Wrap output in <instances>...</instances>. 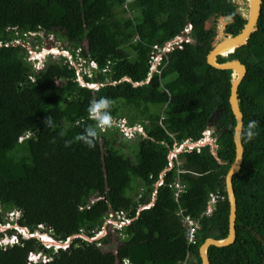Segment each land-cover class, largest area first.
<instances>
[{"label":"trees","instance_id":"1","mask_svg":"<svg viewBox=\"0 0 264 264\" xmlns=\"http://www.w3.org/2000/svg\"><path fill=\"white\" fill-rule=\"evenodd\" d=\"M230 1L0 0L1 43L7 41L6 28L39 27L75 59L78 51L95 64L90 76L82 75V86L62 57H47L36 71L25 40L19 47H0V226L8 223L5 214L18 213L11 223L32 235L22 239L14 229L6 231L18 241L0 246V264H183L187 255L186 264H200V245L207 238L226 237L224 177L234 159L235 123L228 104L229 73L206 63L213 33L204 30V23L227 16L233 23L226 32L238 34L244 20ZM188 23L193 43L163 57L151 72L152 56ZM35 39L34 46L42 44L39 36ZM230 60L247 70L238 89L243 161L232 178L235 242L209 247L207 257L209 264H263L264 0L247 45L217 58L218 63ZM100 97L113 101L114 124L98 127L89 149L75 136L86 124H95L87 108ZM47 116L54 128L43 124ZM120 119L128 128L141 124L146 137H125L116 126ZM212 121L215 148L182 152L178 167L167 170L173 146L199 141ZM251 121L255 127L249 138ZM175 182L184 189L176 201ZM212 192L222 193L224 201L204 216ZM178 209L198 221L192 246L186 244ZM117 217L127 223L115 227L118 244L106 251L112 232L93 238ZM36 232L64 247L46 248L33 237ZM29 254L45 262L29 263Z\"/></svg>","mask_w":264,"mask_h":264},{"label":"water","instance_id":"2","mask_svg":"<svg viewBox=\"0 0 264 264\" xmlns=\"http://www.w3.org/2000/svg\"><path fill=\"white\" fill-rule=\"evenodd\" d=\"M241 2L247 7L246 15L243 18L245 21L243 28L234 36L231 34H224L223 29L227 23H222L221 20L224 18L226 20V17L220 16V32L218 33V37L211 43V50L206 56V63L211 68L229 73L230 89L228 104L235 123L232 136L234 159L224 177V189L228 205L227 235L222 240L207 238L200 245L198 248L200 264H209L207 257V250L209 247H228L235 242L236 200L232 186V178L239 172L243 161V145L241 141L243 115L239 110L238 89L246 76L247 70L246 67L238 60L218 63L217 58H225L229 54H233L238 49L247 45L250 37L257 31V22L260 16L263 0H241ZM209 28L210 21H206L204 23V30H209Z\"/></svg>","mask_w":264,"mask_h":264},{"label":"clouds","instance_id":"3","mask_svg":"<svg viewBox=\"0 0 264 264\" xmlns=\"http://www.w3.org/2000/svg\"><path fill=\"white\" fill-rule=\"evenodd\" d=\"M188 24H190V23H188ZM190 27H192L191 24H190L189 28ZM7 29L8 28H6V30ZM19 30H21V29H19ZM21 31H23V33H24V36L23 37L26 39L25 41L28 44H30L31 47H32V44L27 40V36H29L28 38L33 43V42H36V39L35 38L38 37V36H35V34L36 33L43 32V31H40L39 30V27L37 28V31H25V30H21ZM205 31H208L209 32V30H205ZM7 32L9 33V30ZM191 33H192V30H187V36L185 34L177 35L178 37L175 36L171 41L167 42L165 44L166 45L165 50L167 51L166 55H169V54H172V53H175V52L182 51L183 48H184V45L183 44L193 43V39H192ZM49 35H52V34H49ZM49 35H45V36L47 37ZM179 36H180V38H179ZM19 42H20V40H18V42H16V43H9V44H7V41H5L4 43H1L0 42V47L1 46H5V47H19ZM48 42L49 41H45L46 44ZM42 43H43V41H42ZM53 46H54V41H53V45L52 46H49V47H46L45 46L46 48H48L47 50H42V51H45L46 52V54L44 56L45 59H47V57H52V58L62 57V58H64L67 61L68 65L71 68H74L75 69V72H76V75H77L76 64L79 65V62L80 61H83V63L80 64V67H81L85 63V61L82 58H80L78 55H76V53H75V57H76V59H75L71 55V53L68 52L67 50H65L64 48L62 50H58V52H59L57 54L58 56H55L54 53H53L55 50L52 49ZM173 46H176V48L174 49ZM32 52H33V47H32ZM62 53H65L66 56H64ZM31 54H29V55H31ZM40 55H41L40 52H36L35 51V58L34 59H35V61L37 63H38V60H39V59H37V56H40ZM166 55H162L161 58L158 59L156 62L152 60L153 61L152 62V65H153L154 69L151 70V72H153V71L156 70V67L159 65V63L162 61L163 57H165ZM28 60L30 61L29 57H28ZM92 65L94 67L95 64L92 62ZM92 65H90V66H92ZM93 67H91V68H93ZM86 68L89 70L88 65L86 66ZM77 81L80 83V85H82V86L85 85L83 83L82 78L79 75H77ZM89 87L90 88H97V85H90ZM112 103H113V101L110 100L107 97H100L99 99L93 100V101H91L89 103V106L87 108V112H88L90 118L95 122V124H86L83 127V130L79 134H77L75 136V140L77 142L82 143L83 145L87 146L89 149H92L95 146V141L97 139V128L98 127L107 128V127H110L111 124H112L113 117H112L111 112H110V108H111ZM213 117L215 118V116H213ZM125 122H126L125 119H120L119 122L116 125V126H118L120 128L122 134L125 137L131 138L133 136L132 135L133 133L138 134V135H140L143 138L146 137V134H145V132L143 130V126L141 124H135L134 126L128 128L127 126H125ZM212 123H214V121L210 122L209 123V126ZM43 124L46 125L49 128H54L55 127L54 122H53V119H52L51 116H47L44 119ZM209 126H208V129L202 134V138L199 141L194 142V143L185 141V142H183V143H181L179 145H174L173 146L172 150L168 154L169 159H167L168 160L167 170H170V169H172L174 167H178V165H179L178 155L180 153H182V152H190V151H192L196 147H201V146H205V145H210L211 143H213V144L215 143V139L216 138H215L214 134H213L214 140L211 138V135H209V137L207 135H205L209 131ZM254 127H255V122L254 121L249 122V125H248L249 131L247 133V135H248L249 138H252V136L254 135V132L251 131V129H253ZM206 138H208V139L206 140ZM203 139H205L207 142H204L203 143L202 142ZM51 143H55V139L54 138L51 141ZM64 146L66 148L69 147L70 146V142H65V145ZM179 172H181V171H179ZM182 189H183V186H182ZM174 200H175V198H174ZM143 208H145V207H143ZM9 215H12V213H9ZM11 221L12 220L8 221V223H6L4 225H12V226H14L17 229V231L20 233L21 236L27 237V236L23 235L24 233H26L24 231L26 229L21 228L18 225L12 224ZM109 221H111L112 223H114L113 226H116L118 224L121 226L122 224H125V221L126 220L123 219L122 217L121 218L117 217L115 221H112V220H109ZM4 225H1V226L4 227ZM6 231L7 230L5 229L4 231H0V233H2L4 235ZM26 234L28 236H30V234L28 232ZM190 246H192V245H190ZM186 259H187V256H186L185 261H184L183 264H186ZM27 261L29 263H35L37 261L45 262V257H43L41 255H38V257L36 259H34V260L27 259Z\"/></svg>","mask_w":264,"mask_h":264},{"label":"rangeland","instance_id":"4","mask_svg":"<svg viewBox=\"0 0 264 264\" xmlns=\"http://www.w3.org/2000/svg\"><path fill=\"white\" fill-rule=\"evenodd\" d=\"M235 2L237 3V5L239 6V8H238V12L241 14V15H243L244 17H245V15H246V12H247V7L245 6V5H243V3L241 2V0H235ZM219 20L220 19H211L210 21H211V23H213L214 24V26H215V28L216 29H220L221 28V23L219 22ZM221 22L222 23H226V20H225V18L224 19H222L221 20ZM212 28V27H211ZM4 36L6 37V40H7V44H9V43H16V42H18V40H26L23 36H24V33H23V31H21V30H19V29H17V30H15V31H11V32H7V30L5 29V31H4ZM35 36H39V40L40 41H43V43L41 44V45H38V44H36L35 46L33 45V43H32V41L28 38L29 36H27V40L32 44V47H33V52H32V54L31 55H29L28 57H29V59H30V62H31V64H32V66L35 68V70L36 71H39L42 67H43V63H44V61H46V59H45V54H46V52L45 51H42V50H47L48 48H46L45 46H46V43H45V41H49V42H53L54 41V46H53V48L52 49H54L55 51L53 52L54 53V55L55 56H58L57 54L59 53L58 52V50H62L63 49V45H61V43L59 42V41H57V40H55V38H54V36L53 35H49V36H45L44 35V33L43 32H40V33H36L35 34ZM178 37V36H177ZM179 38H180V36H179ZM178 38V39H179ZM166 47V46H165ZM172 48V47H171ZM35 51L36 52H40V56H37V59H39L38 60V63L35 61ZM42 51V52H41ZM63 55L64 56H66L65 55V53H63ZM76 55H78V51L76 52ZM44 57V58H43ZM58 57H56V58H54V59H57ZM86 62V61H85ZM83 63V61H80L79 62V65L78 64H76V68H77V75H79L80 77H82V75H84V74H87V76H90V69H91V67H93V65H92V62L90 61V60H88L86 63H87V65H88V67H89V70L85 67H83V69H82V67H80V64H82ZM92 65L91 67H90V65ZM36 65V66H35ZM78 65V66H77ZM92 69H95V65H94V67L92 68ZM151 69L153 70L154 69V67H153V65H152V67H151ZM57 83H58V81H56ZM171 100H173V99H171ZM172 102V101H171ZM215 129H216V127H215V122L214 123H212L210 126H209V131H208V133H206L205 135H207L208 137H209V135H211V138L214 140V137H213V134H214V132H215ZM208 138H206V140H207ZM205 139H203L202 140V142L204 143V142H207ZM211 146V148H215V146H214V144L213 143H211L210 144ZM0 213H3L2 212V210H0ZM5 218H7V220L8 221H10V220H12V221H15L17 218H18V213H15V214H13L12 213V215H9V214H5ZM110 220H111V218H109ZM15 225V224H14ZM114 225V223H112L111 221H106L105 222V226H104V228H103V230L94 238V239H98V238H100V237H102V236H107V234H108V232H112L114 229H116V228H119L120 227V225L118 224V225H116V226H113ZM116 227V228H115ZM12 230V229H14V230H16L17 231V229L14 227V226H12V225H4V227H2V226H0V231H4V230ZM26 233L28 232L27 230H24ZM17 233V235H20V233L17 231L16 232ZM26 233H24L23 235H25V236H27V237H32V235H30V236H28ZM14 236H7V235H4L3 237H2V239H0V246H6V245H12V244H14V243H16L17 241H18V236L16 235V234H13ZM20 237L23 239V238H27V237H23V236H21L20 235ZM33 237H35V238H37L38 240H39V242L40 243H45V246H46V248H53V249H56V248H58V247H64V245H61V244H55L54 243V241H50L49 239H50V236L47 234V233H38V232H36V233H34L33 234ZM117 244H118V241H117V239H116V234L115 233H113L112 232V234H111V238H110V242H109V244L107 245V247L105 248V250L106 251H110V252H112V251H114V249L116 248V246H117ZM38 257V255H34V254H29V256H28V259H30V260H34V259H36Z\"/></svg>","mask_w":264,"mask_h":264},{"label":"built area","instance_id":"5","mask_svg":"<svg viewBox=\"0 0 264 264\" xmlns=\"http://www.w3.org/2000/svg\"><path fill=\"white\" fill-rule=\"evenodd\" d=\"M175 49L176 46H173ZM51 52V51H50ZM167 51L165 50V46L161 49L158 50L153 56L152 60L157 61L158 59L161 58L162 55H166ZM174 187V198L177 200L179 196L182 194L183 189L182 186L178 183L175 182L173 185ZM224 201V196L220 192H212L208 194L207 200H206V208L205 211L202 213L204 216H210L216 206L217 203H221ZM181 214V211H179ZM125 223H127L125 221ZM182 224L185 228V240L188 246L194 245L196 243V232L198 230V221L193 220L189 218L188 216L182 217Z\"/></svg>","mask_w":264,"mask_h":264},{"label":"flooded vegetation","instance_id":"6","mask_svg":"<svg viewBox=\"0 0 264 264\" xmlns=\"http://www.w3.org/2000/svg\"><path fill=\"white\" fill-rule=\"evenodd\" d=\"M230 3L232 4V5H234L236 8H235V12L238 14L239 12H238V8H239V6L237 5V3L235 2V0H231L230 1ZM239 15H241L240 13H239ZM221 16V15H220ZM220 16H213V17H211L208 21H210L211 19L213 20V19H219V17ZM224 17H226V26H225V28L223 29V31H224V34H229V33H227L226 32V30H227V27H228V24H232L233 23V21L231 22V20H233L232 18H228L227 16H224ZM241 17H242V19L244 18V16L243 15H241ZM244 20V19H243ZM244 24H245V21H244ZM244 24H243V26H244ZM189 26H190V24H186L185 26H184V28H183V30L178 34V35H181V34H185L186 36H187V30H192V27H190L189 28ZM212 27V28H211ZM188 28V29H187ZM243 28V27H242ZM221 29V28H220ZM220 29L218 30V29H216L215 28V26H214V24L213 23H211V21H210V28H209V32H211V33H213V38H212V40H211V42L212 41H214L217 37H218V33L220 32ZM240 32V31H239Z\"/></svg>","mask_w":264,"mask_h":264},{"label":"bare ground","instance_id":"7","mask_svg":"<svg viewBox=\"0 0 264 264\" xmlns=\"http://www.w3.org/2000/svg\"><path fill=\"white\" fill-rule=\"evenodd\" d=\"M238 14H239V13H238ZM232 21H233V20H232ZM227 23H228V22H227ZM165 46H166V45H165ZM62 54H63V53H62ZM221 58H222V57H221ZM223 58H224V57H223ZM225 58H227V56H226ZM89 65H90V64H89ZM35 66H36V65H35ZM77 66H78V65H77ZM83 66H84V65H83ZM81 67H82V66H81ZM85 67H86V66H85ZM90 67H91V66H90ZM157 68H158V67H157ZM34 69H35V68H34ZM82 69H83V67H82ZM91 69H92V68H91ZM149 69H150V68H149ZM154 73H155V72H154ZM156 73H157V72H156ZM86 85H87V84H86ZM113 122H114V121H113ZM113 122H112V124H114ZM111 126H112V125H111ZM114 126H115V125H114ZM107 128H108V127H107ZM118 132H119V131H118ZM128 139H129V138H128ZM130 139H131V138H130ZM168 159H169V157H168ZM15 232H17V231L15 230ZM13 236H14V235H13ZM93 239H94V238H93ZM93 239H92V240H93ZM49 240H50L51 242L54 241L51 237H50ZM54 243H55V244H58V243L55 242V241H54ZM42 244L45 245L44 242H43ZM65 246H66V245H65ZM34 255H36V254H34Z\"/></svg>","mask_w":264,"mask_h":264},{"label":"crops","instance_id":"8","mask_svg":"<svg viewBox=\"0 0 264 264\" xmlns=\"http://www.w3.org/2000/svg\"><path fill=\"white\" fill-rule=\"evenodd\" d=\"M153 201H154V200L152 199L150 205L153 204ZM150 205H149V206H150ZM179 211H181V214H180ZM182 212H183V211H182L181 209H178V215H179V217H181V223H182V217H184V215H182ZM189 218H190V217H189ZM182 225H183V224H182ZM183 227H184V226H183ZM184 233H185V228H184ZM187 256H188V255H187Z\"/></svg>","mask_w":264,"mask_h":264}]
</instances>
